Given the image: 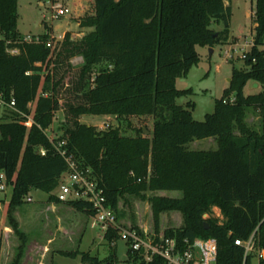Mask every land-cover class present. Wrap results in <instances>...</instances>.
<instances>
[{
    "label": "trees",
    "instance_id": "16d2710c",
    "mask_svg": "<svg viewBox=\"0 0 264 264\" xmlns=\"http://www.w3.org/2000/svg\"><path fill=\"white\" fill-rule=\"evenodd\" d=\"M226 1L94 0L95 15L83 23L94 29L75 40L66 34L52 55L45 43H22L18 0H0V91L12 93L17 108L31 114L43 129L57 111L63 112L64 148L91 170L118 221L124 216L120 200L137 196L151 203L157 233L163 212L182 214L180 228L164 230L180 247L186 241L212 238L218 244L217 264H254L255 255L258 264H264V88L256 94L244 92L249 82L264 86V0H256L252 14L254 45L244 59L248 69L233 66L214 112L197 121L194 103L177 104L178 98L193 93L178 89L176 82L199 63L196 46L213 47L230 34ZM219 21L224 31L211 27ZM41 39L46 41L48 34ZM14 47L19 54L8 52ZM77 57L83 62L76 67ZM72 70L74 78H68ZM232 95L236 101L224 103ZM30 102L33 107L28 109ZM251 110L259 115L256 125L248 122ZM90 114L152 116L154 124L148 135L141 128L137 135L126 136L118 128L98 130L80 121ZM0 133V183L12 188L7 214L22 241L12 264H20L27 238L12 212L32 190L46 192L50 202H61L58 194L68 165L37 125L28 130L19 121H5ZM209 138L216 140V149L189 148L191 142ZM155 191H180L182 196L147 195ZM67 203L89 217L95 215L88 202ZM214 208L222 219L212 216ZM253 235L255 249L246 255L235 241ZM104 238L112 249L119 230L108 228ZM1 247L0 242V264ZM59 254L80 256L83 264L116 260L115 252L106 259L80 250ZM127 258L131 264H168L159 255L147 261L143 252L130 248Z\"/></svg>",
    "mask_w": 264,
    "mask_h": 264
},
{
    "label": "rangeland",
    "instance_id": "374dc122",
    "mask_svg": "<svg viewBox=\"0 0 264 264\" xmlns=\"http://www.w3.org/2000/svg\"><path fill=\"white\" fill-rule=\"evenodd\" d=\"M59 2L68 7L69 13L59 20L50 23V2ZM43 3V5H41ZM231 14L229 19L230 34L219 44L209 46H196L200 61L193 65L186 76L177 78L176 87L180 90L192 89L191 95L177 99V104L185 106L188 102L194 103L193 118L203 121L206 114L214 112L216 100L224 95V90L229 86L232 68L247 70L244 59L241 57L246 46L254 40V21L252 14L255 12L256 0H230ZM18 29L23 38L26 36L42 37L55 34V36L69 34L74 39H80L91 32L94 27L85 26V20L95 15L94 0H18ZM215 31H224L223 21L213 22L211 26ZM49 35V34H48ZM50 37V36H49ZM41 43L45 41L41 39ZM23 43V42H22ZM234 48L230 55L226 51ZM83 59H73V65L79 66ZM75 71H70L68 78H74ZM253 82L245 87V94H256L263 90L264 86L252 88ZM12 94V93H11ZM11 111H2L1 120L9 119ZM248 122L257 124L258 113L253 110L248 112ZM54 128L57 133L63 132L64 115L57 111L54 117ZM80 121L93 125L98 130L102 128H118L123 135L135 136L141 128L146 129V135L153 129L154 118L152 116H116V115H84ZM109 125V128L106 127ZM217 142L214 138L195 140L189 144L192 150L216 149ZM12 188L6 186L1 192L3 202L0 203V242L4 248L1 256V264H12L17 254L21 239L9 224L8 202L10 201ZM148 196L162 195L167 197H181L180 191H155L148 192ZM31 202L25 201L16 207L12 215L18 221L20 231L27 238L25 253L20 264H83L81 257L72 259L62 256L59 251H85L97 255L100 259H106L112 252L116 253L114 264H131L127 258L128 245L125 240L119 239L110 249L104 238V231L99 227H92V218L86 213L78 211L64 202H50L49 194L41 190H32L29 194ZM119 210L124 216H119V222L123 225L139 226L148 233L155 230L153 211L148 200H142L137 196L126 195L119 202ZM212 216L222 219L218 208L213 209ZM209 215L206 216L208 218ZM183 225V216L179 211H165L160 215L159 227L161 231L166 229H178ZM258 255L253 262L258 264Z\"/></svg>",
    "mask_w": 264,
    "mask_h": 264
},
{
    "label": "built area",
    "instance_id": "2783aa9c",
    "mask_svg": "<svg viewBox=\"0 0 264 264\" xmlns=\"http://www.w3.org/2000/svg\"><path fill=\"white\" fill-rule=\"evenodd\" d=\"M50 7V23L55 20L61 19L67 13H69L68 7L57 1H51ZM48 39L45 41V45L50 48L52 55L55 51L56 45L62 42L66 36L48 33ZM50 36V37H49ZM72 40H75L71 37ZM23 43H41V37L26 36L22 40ZM254 45V40L248 43L246 46L249 50L242 53V58L245 59L248 52ZM264 50V47H263ZM234 51V48L226 51L227 56ZM11 55H17L20 53V49L17 47L8 49ZM236 98L232 95L230 98H226L224 103H234ZM33 107V103L28 104V109ZM2 111H11L12 115L9 119L1 120ZM55 117V116H54ZM55 119V118H54ZM54 119L52 124L43 129L37 124L32 115L17 108V102L13 94H7L0 91V124L5 121H19L28 130L37 125L47 136L48 140L54 146V149L64 157L67 162L68 169L62 176V183L59 189V199L61 202L67 203L69 201H85L91 204L95 209V215L92 216V227H99L104 232L108 228H117L119 230V237L126 241L128 248L133 252H143L145 259L151 261L154 256H161L168 264H217L218 257V244L215 239H196L193 242L186 241L184 247H180L177 240L172 237H167L164 231L157 233L155 230L148 233L145 229H141L139 226H119V221L115 210L107 206V199L103 188L98 184L93 177L90 169H84L79 165L72 155H69L68 150L64 147L67 145L66 139H61V134L57 133L54 128ZM109 128V125H106ZM102 130H105L102 128ZM1 135V133H0ZM41 155L46 154L44 148L38 149ZM3 177V176H2ZM6 189L4 182L0 183V191ZM27 202H31L30 196L26 199ZM237 245H241L245 248L246 255L252 253L255 249L254 235L247 241L236 240ZM264 252L260 253V257H263Z\"/></svg>",
    "mask_w": 264,
    "mask_h": 264
},
{
    "label": "crops",
    "instance_id": "0c3cea01",
    "mask_svg": "<svg viewBox=\"0 0 264 264\" xmlns=\"http://www.w3.org/2000/svg\"><path fill=\"white\" fill-rule=\"evenodd\" d=\"M41 5H43V3H41ZM255 85H256V83L253 82L252 88H258L259 85L258 84H257L258 86H255ZM3 255H4V248L1 247V256H3Z\"/></svg>",
    "mask_w": 264,
    "mask_h": 264
},
{
    "label": "water",
    "instance_id": "95a60500",
    "mask_svg": "<svg viewBox=\"0 0 264 264\" xmlns=\"http://www.w3.org/2000/svg\"><path fill=\"white\" fill-rule=\"evenodd\" d=\"M230 81H231V78L229 79V82H230ZM255 86H258V85L256 84ZM144 130H145V132H147L146 129H144ZM206 216H207V214L204 215L205 218H206ZM85 264H88V263H85Z\"/></svg>",
    "mask_w": 264,
    "mask_h": 264
}]
</instances>
